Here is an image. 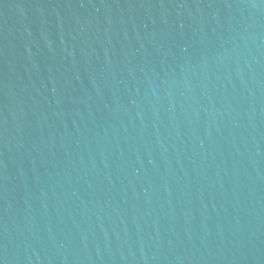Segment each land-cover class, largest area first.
Returning a JSON list of instances; mask_svg holds the SVG:
<instances>
[{
    "label": "water",
    "instance_id": "1",
    "mask_svg": "<svg viewBox=\"0 0 264 264\" xmlns=\"http://www.w3.org/2000/svg\"><path fill=\"white\" fill-rule=\"evenodd\" d=\"M0 264H264V0H0Z\"/></svg>",
    "mask_w": 264,
    "mask_h": 264
}]
</instances>
